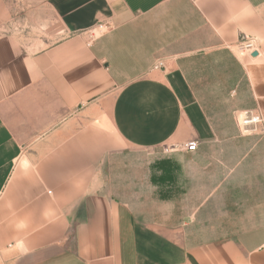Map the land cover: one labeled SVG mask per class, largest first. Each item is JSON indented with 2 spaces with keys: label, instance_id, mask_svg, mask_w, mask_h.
I'll list each match as a JSON object with an SVG mask.
<instances>
[{
  "label": "crops",
  "instance_id": "0c3cea01",
  "mask_svg": "<svg viewBox=\"0 0 264 264\" xmlns=\"http://www.w3.org/2000/svg\"><path fill=\"white\" fill-rule=\"evenodd\" d=\"M245 110L264 122V0H0V264H264V226L197 240L170 218L225 194L205 171L237 163L215 150ZM164 147L173 175L106 190L111 153Z\"/></svg>",
  "mask_w": 264,
  "mask_h": 264
},
{
  "label": "rangeland",
  "instance_id": "374dc122",
  "mask_svg": "<svg viewBox=\"0 0 264 264\" xmlns=\"http://www.w3.org/2000/svg\"><path fill=\"white\" fill-rule=\"evenodd\" d=\"M236 132L234 146L228 145L215 151L220 158L236 155L239 158H235L237 163H231L234 161L232 159H217L214 162L209 161L211 165L205 171L217 177L221 175L219 178L231 174L230 185L225 187V194L211 197L204 206L205 210L195 219L187 212L203 199L178 198L177 206L170 209V218L176 223H187L190 227L189 233L197 240L219 239L249 228L264 226V132L257 130L256 133L247 135H242L238 129ZM168 149L170 148H129L111 153L103 168L107 180L106 190L111 195L127 199L133 186L148 177L149 172L153 175L154 171L159 170L163 176L173 175L174 168L169 160L172 153ZM186 171L190 172L188 169ZM244 178L246 179L243 180ZM142 188L141 185L135 187V190L140 192ZM173 212L177 214L174 215Z\"/></svg>",
  "mask_w": 264,
  "mask_h": 264
},
{
  "label": "built area",
  "instance_id": "2783aa9c",
  "mask_svg": "<svg viewBox=\"0 0 264 264\" xmlns=\"http://www.w3.org/2000/svg\"><path fill=\"white\" fill-rule=\"evenodd\" d=\"M256 40L242 36L237 43L239 49L246 53L252 54L256 52ZM235 125L238 132L242 135L253 134L258 130L259 132H264L263 119L260 113L245 110L239 113L235 117ZM197 149V144L195 141H190L182 147V150L187 152H194Z\"/></svg>",
  "mask_w": 264,
  "mask_h": 264
},
{
  "label": "water",
  "instance_id": "95a60500",
  "mask_svg": "<svg viewBox=\"0 0 264 264\" xmlns=\"http://www.w3.org/2000/svg\"><path fill=\"white\" fill-rule=\"evenodd\" d=\"M256 54H257V52H254V53L250 54V56L253 58V57H256Z\"/></svg>",
  "mask_w": 264,
  "mask_h": 264
}]
</instances>
